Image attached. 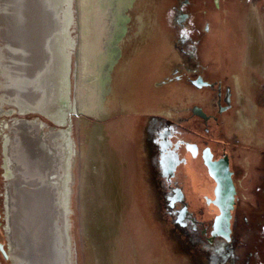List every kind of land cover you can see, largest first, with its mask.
<instances>
[{"label":"rangeland","instance_id":"374dc122","mask_svg":"<svg viewBox=\"0 0 264 264\" xmlns=\"http://www.w3.org/2000/svg\"><path fill=\"white\" fill-rule=\"evenodd\" d=\"M181 3L72 0L76 18L71 35L77 44L72 49L71 96L76 109L67 123L34 111L6 112L13 108L10 103H4L0 112V242L10 255L5 259L0 251V264H27L22 258L14 260V255L23 251V257L25 251L20 240L12 242L8 229L10 183L3 147L9 125L20 118H40L52 130L69 129L75 150L67 228L57 203L43 198L52 197V191L30 195L35 209L22 203L32 221L26 223L25 233L32 236V250L25 248L32 252L30 256L36 253L29 264H54L51 253H56L53 243L58 245V240H51L53 232L64 251L61 264L71 261L72 256L66 257L71 252L73 264H264V0H190L183 7ZM5 6L7 2L0 0L2 63L8 53ZM181 7L189 13L185 28L174 22ZM47 11L44 17L57 24L56 10ZM24 26L17 40L13 38L18 52L24 45L22 36L29 34ZM185 33L190 40L183 43ZM175 68L192 79L203 76L213 85L196 87L186 78L165 84L169 83L165 76H172ZM5 81L1 71L0 98ZM226 88L231 89L232 105L224 111L219 109L220 103L224 105L220 91ZM195 107L217 118L204 122L193 112ZM151 115L172 119L190 134L189 140L210 145L217 156L229 154L237 185L231 241L219 239L212 245L201 233L202 224L210 229L218 213L203 196L213 187L204 167L199 176L182 167L181 173L188 175L179 177L189 209L202 224L195 230L175 223L162 197L167 183L146 150L144 129ZM131 123L135 130L131 131ZM192 131L204 137H194ZM22 171L25 174L18 181L31 176V171ZM26 184L22 183L23 195L29 192ZM26 198L30 200L29 195ZM20 203L21 199L14 203V213ZM12 220L17 225L15 217ZM43 231L51 237L45 249H36L39 241L42 246L45 242L40 240ZM47 248L54 251L48 259Z\"/></svg>","mask_w":264,"mask_h":264},{"label":"bare ground","instance_id":"6f19581e","mask_svg":"<svg viewBox=\"0 0 264 264\" xmlns=\"http://www.w3.org/2000/svg\"><path fill=\"white\" fill-rule=\"evenodd\" d=\"M5 2H7L5 7L8 8V12L6 11V17L3 18V25L4 28H7V31L9 30L12 33L8 31L10 36L6 35L7 58L4 59L3 63L0 61V72L3 71L6 77L4 93L0 98V112L4 111V103H10L13 104V108L10 110L5 109L6 112L11 113L16 110L20 113H27L34 111L44 114L57 123H67L70 113L76 109L71 96V63L72 60L74 62V55L72 54L75 52L72 49H75L77 44V39L71 35V28L75 21L74 18H76L72 0H5ZM46 9H48V13L51 9L56 10L55 19L57 24L55 21L52 25V20L44 17ZM23 26L29 34L26 37L22 36L24 37L22 39L24 45L21 49L19 48L18 52L16 50L17 44L13 40H17V34L18 32L22 33L20 30L23 29ZM51 31L53 36H51ZM9 126L11 132L8 135L6 134L3 146L4 167L7 169L8 182L10 183L7 186L6 193L7 201L9 200L10 203L8 229L12 242L17 239L20 240L21 249L25 251L23 257V251L14 255V257L17 256L14 260L17 261V259L22 258L29 264L30 260H35L36 253L33 252L34 256H30L32 252L30 253V250L26 251V248L32 250L31 240H29L32 239V236L28 238L25 235L26 228L29 226L26 223L32 221L26 216L22 203L26 204L27 202L29 208L35 209L29 203L35 202L31 198L33 196L30 195L33 193L36 195L39 192L48 195L52 191V197L43 198L51 204L53 201L57 203L56 205L60 207L58 210L61 211L60 214L66 226L70 222L67 221V215L70 211L68 207L70 206L73 185L72 160L75 150L69 129H49L40 118L28 120L20 118ZM22 170L31 171V176L24 175V181H18L20 180L19 175L25 174ZM19 182L29 184V187H26L29 190L26 195H23L22 192L24 185ZM18 185L20 189H18ZM28 195L30 197L29 201L26 198ZM20 199L18 212L14 213V203H17ZM36 213L39 215L37 209ZM13 217L17 220V225L14 223L15 220H12ZM55 233L51 234V240H58V245L55 242L53 243L56 253H51L50 248H47L45 256L48 259L51 257L49 254L51 253L52 259L57 260V263L55 261L53 263L59 264L61 253L64 251L63 248H59L61 241ZM45 234L47 236L44 235V231L41 232L40 240L45 239L43 246L39 241V246L36 249L47 247L46 242L49 240L50 235ZM27 241L29 244L26 243ZM70 242H72L71 238ZM65 245L67 244L65 243ZM66 253L68 254V252ZM71 253L66 256L67 259H69V255L72 256L71 261H67L69 264H73L72 261L74 260V255Z\"/></svg>","mask_w":264,"mask_h":264},{"label":"flooded vegetation","instance_id":"af4514ba","mask_svg":"<svg viewBox=\"0 0 264 264\" xmlns=\"http://www.w3.org/2000/svg\"><path fill=\"white\" fill-rule=\"evenodd\" d=\"M190 0H182V7L185 4H188ZM179 9L178 17L174 20V22L177 24L180 28H185L187 18L189 16V13H186L184 11V8ZM189 39L190 37L185 33L181 37V41L184 43L185 40ZM190 40V39H189ZM126 71H122V74H125ZM172 76H165L166 82L165 84H174L175 82L188 80L189 83L192 85L199 87L198 85L194 84V81H198L199 78H202L204 80V77H198L196 79H192L190 77H187L184 72L180 73V70L175 68L172 70ZM124 77V76H123ZM122 76L119 78V83ZM114 79V77H113ZM123 79V78H122ZM117 82V77H116ZM209 82V81H208ZM213 85L212 83H208L207 86ZM223 99L224 105L220 103L219 109L223 108L224 111L231 108V89L226 88L224 93L222 90L220 91V99ZM201 108V107H200ZM202 109V108H201ZM204 111V109H202ZM220 111V110H219ZM193 112L196 115H199L195 112V108L193 109ZM205 112V111H204ZM207 115V118L203 117L202 115H199L202 117L204 122H207V120L210 119H216L217 116L214 114H209L205 112ZM146 122V121H145ZM131 131L132 129L135 130V123H131ZM146 129L145 134L147 137V146L146 150L148 154L152 157V166L156 164V166L160 170V177L163 180V183L166 182V188L162 190V197L165 198L166 207L171 209V214L175 215V223H177L179 226H191L193 229H198L199 225L202 223L198 222L196 218L194 217V213L190 211L189 209V203L186 200V192L184 190V186L179 182V177H185L187 172L181 173L182 167L188 169L187 171H192L193 175H198L199 171H201L202 167H204L208 173V168L205 165L203 154L204 150L208 147L210 148L211 152L213 153V159H219L225 155H228V153H224L221 156H217L215 150L210 145L201 146V140L200 143L195 140H189L190 134H186V130L181 129L182 126L178 125L177 123H174V121L170 118H165L160 115H151V119H149V122H146ZM127 129V128H126ZM129 131V129H127ZM129 131V132H131ZM207 131V130H206ZM189 133H191L189 131ZM192 134L194 137L203 138L204 135L201 133H198L196 131H192ZM199 135V136H198ZM230 161V167H231V158L229 156ZM154 167V166H153ZM232 170V168H231ZM233 171V170H232ZM209 175V173H208ZM210 177V175H209ZM210 179L213 181V187H209V194L203 195L206 199L208 197L214 198V188H215V181L210 177ZM233 179L234 178V172H233ZM205 183H201L200 186H203ZM236 185V182H235ZM237 188V185H236ZM177 203L181 204V207L179 209L176 208ZM212 205V203H210ZM215 206V205H214ZM236 206V205H235ZM186 208V213L182 215V211ZM216 208V206H215ZM218 209V208H217ZM219 213V210H218ZM217 213V214H218ZM216 214V215H217ZM215 215V216H216ZM215 218V217H214ZM214 221V219H213ZM213 225V222H212ZM211 228L206 225H203V228L200 229L201 233L206 236V243H211L212 245L216 244L217 241L220 239L222 241H226L222 237H216L212 240V242L208 241V238L210 237V232L212 230ZM205 230V231H204ZM233 236V229L231 233V237ZM219 242V241H218Z\"/></svg>","mask_w":264,"mask_h":264},{"label":"water","instance_id":"95a60500","mask_svg":"<svg viewBox=\"0 0 264 264\" xmlns=\"http://www.w3.org/2000/svg\"><path fill=\"white\" fill-rule=\"evenodd\" d=\"M194 84L198 85L199 87L208 85V83L202 80V78H199L198 81H194ZM195 112L207 118L206 113L200 107H195ZM203 158L205 165L208 168L210 177L215 181V197H208L207 199L209 203L215 205L219 210V213L214 218L208 241L212 242L214 238L219 236L224 238L226 241H231L233 210L236 205L237 188L233 179V171L230 167L229 156L225 155L215 160L213 159V153L211 152L210 148L207 147L204 150ZM185 213L186 208H184L182 211V215ZM0 251L2 252L5 259L10 258V255L5 249L4 244L1 242ZM50 251L54 252L53 249H50ZM54 261L57 263L56 259Z\"/></svg>","mask_w":264,"mask_h":264}]
</instances>
